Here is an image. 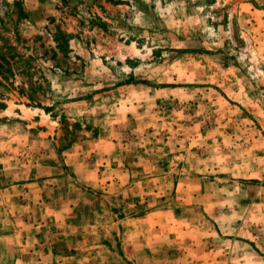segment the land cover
Wrapping results in <instances>:
<instances>
[{
    "label": "rangeland",
    "instance_id": "obj_1",
    "mask_svg": "<svg viewBox=\"0 0 264 264\" xmlns=\"http://www.w3.org/2000/svg\"><path fill=\"white\" fill-rule=\"evenodd\" d=\"M3 53L0 264H264V0H0Z\"/></svg>",
    "mask_w": 264,
    "mask_h": 264
},
{
    "label": "trees",
    "instance_id": "obj_2",
    "mask_svg": "<svg viewBox=\"0 0 264 264\" xmlns=\"http://www.w3.org/2000/svg\"><path fill=\"white\" fill-rule=\"evenodd\" d=\"M20 2H17V4ZM0 74L4 79L8 78L7 74H11L12 76L15 75V73L12 71V65L10 60L7 58L5 53L0 54ZM1 82V79H0ZM6 106L5 102L0 100V108H4Z\"/></svg>",
    "mask_w": 264,
    "mask_h": 264
}]
</instances>
